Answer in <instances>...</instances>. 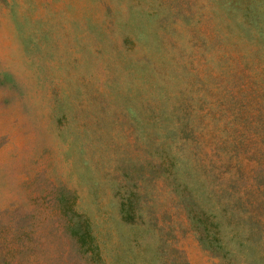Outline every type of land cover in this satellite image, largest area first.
Returning <instances> with one entry per match:
<instances>
[{"label":"rangeland","instance_id":"obj_1","mask_svg":"<svg viewBox=\"0 0 264 264\" xmlns=\"http://www.w3.org/2000/svg\"><path fill=\"white\" fill-rule=\"evenodd\" d=\"M232 189L264 197V0H0V264H248L186 216Z\"/></svg>","mask_w":264,"mask_h":264},{"label":"trees","instance_id":"obj_2","mask_svg":"<svg viewBox=\"0 0 264 264\" xmlns=\"http://www.w3.org/2000/svg\"><path fill=\"white\" fill-rule=\"evenodd\" d=\"M223 189L225 190V188H221L218 191ZM230 191L231 193L225 194V201H223V208L227 213L223 216L225 223L222 227L219 225L221 220L211 210L199 208L196 212L194 211L195 207L187 208L186 216L192 222L197 221L196 226H198V222L201 223L202 227L197 229V237L204 248L213 253H221L216 254L220 257L233 250L237 255L240 254L248 264L264 263V197L257 194V196H252V199H248L244 193H239L234 189ZM217 202L221 204L222 201L217 200ZM246 210L248 213L244 214ZM77 224L79 226H74L75 232L83 245L86 238L91 239L88 222L85 217H82ZM229 224L233 226L228 230L240 229L242 231L240 233L239 230L238 233L241 235H225L224 232ZM237 225H240V228L236 227ZM243 226L246 230L241 229Z\"/></svg>","mask_w":264,"mask_h":264}]
</instances>
